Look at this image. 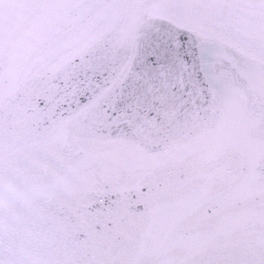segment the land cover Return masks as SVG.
I'll use <instances>...</instances> for the list:
<instances>
[{"label":"snow or ice","instance_id":"6c2138e0","mask_svg":"<svg viewBox=\"0 0 264 264\" xmlns=\"http://www.w3.org/2000/svg\"><path fill=\"white\" fill-rule=\"evenodd\" d=\"M0 264H264V0H0Z\"/></svg>","mask_w":264,"mask_h":264}]
</instances>
